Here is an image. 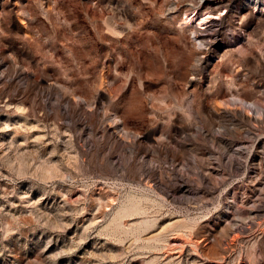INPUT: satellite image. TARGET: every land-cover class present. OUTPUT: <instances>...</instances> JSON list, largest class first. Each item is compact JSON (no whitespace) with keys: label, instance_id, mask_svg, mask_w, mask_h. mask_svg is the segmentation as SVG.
<instances>
[{"label":"rangeland","instance_id":"obj_1","mask_svg":"<svg viewBox=\"0 0 264 264\" xmlns=\"http://www.w3.org/2000/svg\"><path fill=\"white\" fill-rule=\"evenodd\" d=\"M200 1L0 0V264H264V0Z\"/></svg>","mask_w":264,"mask_h":264},{"label":"bare ground","instance_id":"obj_2","mask_svg":"<svg viewBox=\"0 0 264 264\" xmlns=\"http://www.w3.org/2000/svg\"><path fill=\"white\" fill-rule=\"evenodd\" d=\"M228 1L229 0H220L219 1L220 3L215 5V4H212L211 2H209L208 0H202L200 2L202 3V5L204 7L203 11H196V9H194L193 11L189 10L191 12H186L184 20L187 22V24L192 23L194 21H197V23L195 24V26L193 28V32L195 33L196 39H198L200 41L201 45L206 44L207 36H214L215 35L216 32H214L213 27L218 25L217 21H215L213 19L215 16L212 15L213 13L211 11H209V9H211V8H213V9L218 8L219 9L220 6H226L228 4ZM204 32H208L209 35H207V36L204 35L203 34ZM233 101L235 103H237L238 101L243 102V104L246 107H250L251 109H253V112H252L253 114H259V113L264 111V109L261 108L255 102L245 100L241 97H239V98L237 96L233 97ZM247 115H249V114H247ZM257 121L260 122V120H258V118H257ZM176 223L178 224V223H180V221H177ZM224 257H225V255L223 256V258Z\"/></svg>","mask_w":264,"mask_h":264}]
</instances>
